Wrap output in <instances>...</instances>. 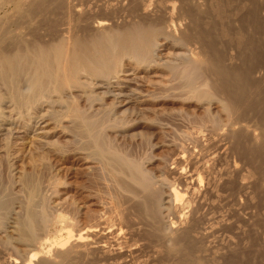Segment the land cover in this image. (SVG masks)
Returning <instances> with one entry per match:
<instances>
[{"label":"bare ground","instance_id":"bare-ground-1","mask_svg":"<svg viewBox=\"0 0 264 264\" xmlns=\"http://www.w3.org/2000/svg\"><path fill=\"white\" fill-rule=\"evenodd\" d=\"M19 3L15 7L22 11ZM26 5L21 15L26 13L29 20L52 13L61 21L55 33L43 21L47 25L44 30L53 35L45 31L39 34L43 31L37 29L41 31L36 32L38 36L29 38L27 34L25 38L21 30L16 31L19 27L12 25L16 32L10 31V21L0 20V151L9 157L13 145L19 144L21 149L20 144L27 143L48 154L52 151L59 160L72 154L70 164L58 165L55 177L45 183L54 196L59 191L56 185L64 182L59 178L75 168L90 172L87 176L94 175L95 180H106L109 175L113 194L108 202L102 198L92 201L88 192L81 194L83 200H71L66 219L60 220L55 209L62 202L46 197L41 191L39 172L34 169L13 181L25 195L24 201H15L10 188L3 186L0 241L23 245L18 251L24 254L20 261L7 257L5 264H138L131 256L134 246L126 239L123 211L135 214L153 242V253L162 250L165 258H178L182 264H220L219 259L223 264H241L242 252L238 249L223 257L211 246H202L212 227L205 222L207 219L201 220L199 208L209 204L205 195L214 193L224 179L225 172L214 170V165L221 161L220 153L222 159L229 154L225 136L231 135L232 153L243 150L254 161L261 159L264 163V121L257 134L239 117L254 98L264 103V87L258 80L264 78V63L251 71L245 65V60L264 54V3L29 0ZM114 5L125 7L130 19H121V25L111 24ZM36 24L38 28L41 23ZM232 44L240 47L237 58L244 61L236 68L226 53ZM176 78L192 92L204 86L222 87L223 101L215 100L226 115L225 121L216 126L218 119L209 112L213 118L209 121L213 126H209H216L212 133L208 127L209 136L195 133L191 136L193 148L177 150L169 167L152 170L119 152L106 137L108 134L105 136L104 128L120 122L121 117L129 115L128 111L141 108L140 102L154 100L158 97L157 85L170 86ZM247 84L256 91L251 93ZM207 100L210 106L213 100ZM51 136L62 137L63 145L52 147L56 139L51 140ZM68 144L76 148H67ZM217 147L221 149L216 151ZM39 165L44 168L42 162ZM226 166L236 169L237 164L226 160ZM163 170L172 178L166 177ZM239 183L246 185L242 178ZM51 211L57 215L51 217ZM225 222L223 217L218 221L219 225ZM50 229L55 232L53 237H41Z\"/></svg>","mask_w":264,"mask_h":264},{"label":"rangeland","instance_id":"rangeland-1","mask_svg":"<svg viewBox=\"0 0 264 264\" xmlns=\"http://www.w3.org/2000/svg\"><path fill=\"white\" fill-rule=\"evenodd\" d=\"M0 1L2 2V3L0 2L1 5L0 14L4 12L0 16V20H4L6 18L4 21L6 20L10 21L11 25L9 22L6 25L7 27L10 25L9 30L13 26H15V28L19 27L20 29L17 28L16 31L18 32L19 30H21L22 32L21 31L19 32H21L24 35V37L27 36V34L28 37L29 35H31L30 37L35 35L38 36V33L41 32L40 31L41 29L43 32L45 31L44 30L45 26L47 29V25H49L48 29L51 26V28H53V29L50 28L51 32L55 33L59 21H61L60 16L57 14L55 15L54 13L53 14L55 16L54 15L52 16V13H48L49 16L46 15L45 18H43L44 16L43 17L37 16L40 19H42V21H40V19L37 17L34 18L30 17V20L29 17H27L28 18L27 21L26 20L27 18L25 16L26 13L24 15H21L22 14L21 12H25L23 10L24 8L23 4L27 1L25 3V6L27 7L28 5L26 4L27 3L29 4V0H22V1L0 0ZM17 1L20 3H23L25 1L23 4L19 3L20 7L21 5L23 7L22 11H19V9L17 10V7H15L18 3ZM257 2L259 3V5H262L264 3V0H257ZM50 14L52 17L50 16ZM15 17L16 19H14ZM19 17L21 19V22L19 20ZM22 17H24L28 23L25 22V20ZM47 17L48 18L50 17L49 21ZM53 17L54 19H52ZM111 17L113 19L111 24L113 25H115L113 22H115L116 25L118 24L121 25L120 23H123L126 19L127 20L130 19L127 9L119 5L117 6L114 5L112 7ZM35 19L38 22H36ZM121 19H123L124 21ZM263 19H261V23L263 22ZM15 20H19L17 21L18 23ZM4 21H2V24L6 23ZM43 21L47 25L42 24ZM24 22L29 25L24 24ZM29 22H31V24ZM39 22L41 24H39L40 26H38L37 28L36 25L38 24L36 23ZM21 23H22L21 25L22 27L16 25V24L20 25ZM32 23H33V27H32ZM51 24H53L54 27ZM23 25L28 26L27 27L28 29H26V26L24 27ZM6 26L4 27L6 28ZM21 28H25V29L22 30ZM35 28L36 30L37 29L40 30L37 31L35 30L33 32ZM29 29H32V31ZM13 30L14 32H16L14 28H12V30L10 31ZM25 30L27 31L29 30L30 32L29 31L27 32ZM47 31L48 30H46L45 32L48 35L54 34L51 33L50 31L48 32ZM43 32L39 34L42 35L45 34V32L44 33ZM233 47L234 49H232ZM237 48L238 47L236 45H233L230 46L229 49L227 48L226 51L227 55H230L232 57L231 64L234 63L235 68L237 66L244 64V61L241 62L242 60L241 58L240 60H238L237 58L238 56L237 53H239L240 47L238 48L239 50H237ZM263 63H264V54L259 53L257 57H253V59L251 60L249 59L248 62L245 60L246 70L251 71L255 67L262 65ZM258 80H260L259 86L263 88L264 78ZM181 82H182L181 80H177L176 78L170 82V84L172 85V86L170 85L171 87L166 86L163 83L157 85V88L158 87L159 88L155 90H159L156 92L158 97H154L153 98L154 100L152 101L140 102L139 106L142 109L137 106L139 110L137 108V110H135L136 112L132 111L134 109L130 110L132 113L135 114H132L130 111H128L129 113L127 112L126 114L129 115H127L126 117L124 115L123 116L124 119H122L121 117L120 122L119 121L117 123L114 122L115 124H111L112 126L109 125L108 127L104 128L105 136L108 134L106 137L107 138L109 137L110 142L119 152L134 160L137 159L138 161L142 162L141 165H145L144 167L146 168L152 170L162 166L163 168L164 166L165 168H167L169 167L168 165H171L170 164L171 159L175 156L177 150H180L182 148H187V149L193 148V142H192L193 140H191L193 138H191V136H193L195 133L197 134L198 132L199 134L202 133L203 135H206L208 128H209L208 132H210L211 134L212 133L211 130L212 131L214 130L213 128H215L216 126L219 127L221 126V123H224L226 115L221 111L220 106L218 107L216 102L217 99H218L217 101L219 100L223 101L224 99V95L222 94L221 91L223 89L222 87L211 88L209 86H204V87H200L197 92L196 91L192 92L189 91L186 87H182L183 84ZM246 86L249 87L251 93H254L256 91V88L250 86V84H247ZM222 95L223 98H221ZM207 98L208 99L211 98V100H213L211 101L212 103L210 106L207 105L208 103ZM79 105H82V102L79 103ZM142 106L148 107L149 110H147V108L146 109L143 108ZM140 109L142 111H140ZM42 111H44V109L40 110V112ZM243 111L244 112L239 114V117L244 118L246 121L244 123L249 125L250 128L258 134V132H260V129H262L263 127L262 123L264 121V103L260 101L259 97H256L253 99L252 104H248L244 107ZM209 112L212 114V116L215 117L216 120L218 119L217 125L214 124L216 126L212 127V129L210 128V126L213 125H211L209 122L211 121L212 116H210ZM207 117L210 120H208ZM49 125L48 127H51L52 123H50ZM206 128L207 130H205ZM55 137L56 136L50 137L51 140L53 139V141L56 139L54 141L56 143H54L52 147L57 146V144L63 145L61 142L64 141L63 138L62 137L55 138ZM57 141L60 143H58ZM224 141H227L226 151L229 154L224 159H222L223 153H220L219 156L221 158V161L217 160L216 164L214 165V170L218 169V171L223 170L222 172H225L224 179L221 178V181L215 187L214 193L205 195V199L209 202V204L202 207L203 209L199 208V212H201L200 214L201 220L207 219L205 222L210 224V226L212 227L211 233L208 235L206 239L203 240L202 243L204 245L202 246H205V244L211 246V248L214 251H216L219 254H222L223 257L233 252L234 250L238 249L240 252H242L241 264H264V163H262L261 159H257L256 161H254L252 158H250L248 153H246V151L243 152V150L238 151L237 153H232L230 149L232 145L231 135L225 136ZM248 143L250 145V148H252L253 145H251L249 141ZM21 144L20 146L24 148L21 147L20 149V147L18 146L19 144L17 145L15 144L16 146L13 145L15 149H17L15 150L14 147L12 146L11 148V150L13 149L12 154L9 157L5 156L0 151V155H1L0 156V182H1L0 193H2L1 188H3V186H6L7 188H10L8 189L9 191H12V195H13L12 197L13 199H16L15 201H19V202L21 200L24 201L23 198H25V195L23 196L22 191L18 190L17 187L18 184L14 183L13 181L16 180L18 177H20L22 174L28 173L34 169L37 174L39 172L38 176L41 183V191H43V193L45 192L44 194H46V197L47 198L52 197L50 198V200L57 199L60 200V203L62 202L61 204H59L61 206L59 205L56 206V208L59 206L58 208L60 209L59 210L58 208L55 209L57 210L55 211V213L57 212L58 215L53 214V212L51 211L50 216L52 214L57 216L61 215L59 219L61 218L62 220H65L66 219L65 216L70 211L69 202L71 200H74V198L83 200V195H85L87 192L88 195L90 194L88 197L92 201L97 198L105 199V201L107 202L109 201L110 197L112 196L110 193L113 194V192H111L113 191L111 190L112 182L109 181L111 180L110 179L111 177L109 175H106V180L101 179V177L95 180L96 177L94 175H89V177L87 176L90 172L81 169L82 171L81 173L80 169L77 168H75L74 170L72 169L71 172H67V175L62 174L65 177L64 176L60 177L61 176L60 174L59 180L62 181V179L64 178L63 179L64 182L56 185L57 189L59 188L58 189L59 191L56 192L58 194L54 196L55 194L53 195L52 193H50L51 191L47 189L46 184L48 183L51 177H55L54 172L56 167H58V165H60L61 163L70 164L69 161H72L73 159L72 154H69L66 157V160H59L58 157L52 153V151H50L49 152L50 154H48L47 153L48 151L43 150L42 148H41L42 150L40 148L39 149L36 147L34 148V146L30 148L27 145V143L26 145L25 143L24 145L23 143ZM68 145H66L67 148H73V147L76 148V146H74L75 144L72 145L70 144L69 146ZM220 149L221 148L217 147L216 151H219ZM5 159L7 160V163ZM12 160L15 161L13 162ZM226 160L227 161L229 160L230 162L234 161L237 164L236 169L227 168ZM41 162L43 163L44 168L39 165V163ZM163 171L166 177L172 178L171 174H167L168 172L166 170ZM107 176L109 177L108 179ZM241 178L246 182V185H240L239 180ZM102 182L103 183L106 182L104 186ZM106 187L108 189H106ZM93 195L96 197H92ZM123 213H125L123 214L122 218H123V228L125 229L126 239L129 243H132L134 246V248L132 249L131 256L133 257V259L137 260L138 264H182L180 263L178 258L177 260H174L172 258H165L163 256L164 252L162 250L159 251L158 253H153V242L152 240L148 239L149 236L146 235L147 232H145V229H143L141 225L138 223V219L135 216V214H128L125 211H123ZM53 215L51 217H53ZM221 217L226 218V222L223 225H219L218 223ZM49 232L50 233L46 232L47 234H41V237H43L42 235H46V237L48 236L53 237L52 233L55 232H53L51 229ZM12 236H16V235H12ZM1 242L2 241H0V264H5L7 257L8 258L14 257L18 261L22 259L21 257H24L22 250H20V252L18 251L19 248H23V245H19V244L17 245L16 243H12L13 245L10 243L11 245H8L9 243L7 244ZM221 260L222 259H219V263L223 264V260L222 262Z\"/></svg>","mask_w":264,"mask_h":264}]
</instances>
